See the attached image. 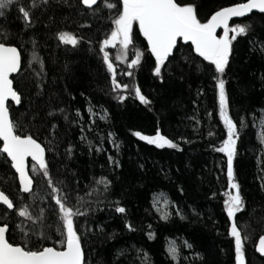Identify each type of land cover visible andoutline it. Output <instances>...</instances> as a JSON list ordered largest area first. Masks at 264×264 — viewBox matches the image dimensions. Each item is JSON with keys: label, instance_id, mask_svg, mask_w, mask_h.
Returning a JSON list of instances; mask_svg holds the SVG:
<instances>
[{"label": "trees", "instance_id": "obj_1", "mask_svg": "<svg viewBox=\"0 0 264 264\" xmlns=\"http://www.w3.org/2000/svg\"><path fill=\"white\" fill-rule=\"evenodd\" d=\"M181 1L194 3L197 19L205 21L218 8L243 0ZM17 6L18 18L0 15V41L16 47L22 59L12 79L19 106L9 103L8 109L16 136L39 143L46 157L39 166L28 164L34 187L23 195L0 153V192L14 207L9 212L0 206L7 241L32 253L63 249L61 216L72 207L82 213L74 217V229L84 264H237L233 224L243 264H264L256 253L264 236V149L258 138L264 13L231 23L229 37L238 25L245 34L232 42L223 74L191 46L178 43L156 76L138 22L130 34L136 53L128 63L137 57L139 62L129 69L111 61L109 71L98 39L107 28L99 6L87 11L78 0H19ZM62 33L74 36L76 45H59ZM26 45L36 54L24 63ZM218 79L225 81L227 115L237 127L233 176L244 207L232 219L226 202L237 190L228 180L226 154L217 151L227 139ZM137 88L148 104L135 96ZM137 132L159 133L177 147L149 145ZM158 194L172 205L167 220L153 208ZM24 209L28 215L22 217ZM169 241L177 244L176 261L169 256Z\"/></svg>", "mask_w": 264, "mask_h": 264}, {"label": "snow or ice", "instance_id": "obj_2", "mask_svg": "<svg viewBox=\"0 0 264 264\" xmlns=\"http://www.w3.org/2000/svg\"><path fill=\"white\" fill-rule=\"evenodd\" d=\"M17 0H0V9H4L6 5H12ZM85 5H93L96 0H83ZM138 5H143L138 8ZM253 10H258L260 13H264V0H247L245 3L237 4L234 7H227L222 11H217L211 19L206 23H201L192 7H182L176 0H133V20L138 22L139 30L146 38L148 45L150 46L151 54L155 58V72L156 76H160L161 67L164 62L173 52L174 47L177 45L178 38H182L185 42H191L195 47V52L199 54L205 61L211 62L215 66V72L223 74L225 68L229 62L231 53V45L238 36L245 34V28L239 25L232 28L231 31L235 33L229 37V21L234 17H244L250 14ZM20 11V8H19ZM3 15V12H0ZM23 18L27 20L29 12H22ZM119 26V21H115ZM223 28V35L217 37V29ZM129 33V38H130ZM112 35V33H111ZM59 40L65 45L75 46L77 40L74 36L68 33H62L59 36ZM109 39L103 41L104 47L100 48V51L104 53V61H108V53L105 51V47L111 45L113 48L116 44L107 43ZM3 43H0V53H2ZM125 46L123 49H127ZM12 55L7 57V62L10 66L9 74L17 72L18 67V55L15 49L10 50ZM35 59V57H34ZM139 62V57L132 61V66H135ZM109 71L113 70V64L107 63ZM128 75H131L129 72ZM0 86H2V80H0ZM120 85H116L114 91L120 88ZM126 89L128 85H123ZM216 87L219 91V109L220 116L223 119L224 125L227 128V139L224 140L223 146L217 149L218 152L226 154L227 157V176L231 182V187L236 189V194L229 196L226 202L227 215L228 217H234L236 213L240 212L244 207V202L239 192V185L234 182L233 176V161L234 156L237 153V127L227 115V103L225 93V81L218 79ZM135 96L138 98L140 103L148 104L149 101L141 94L139 88L135 90ZM11 98V97H9ZM12 99V98H11ZM121 101L124 97H120ZM142 141H147L149 145H155L158 148H176L177 145L172 143L170 140L165 139L164 136L157 133L154 137L140 135L136 133ZM36 171L35 168L32 169ZM47 174V173H46ZM24 192L31 191V188L23 189ZM118 213H124V207H117L115 209ZM78 210L74 211L72 207H67L66 211L62 214V228L66 229V250L57 251L54 248L53 252L57 254V259L54 264H82V251L80 238L74 229V217L81 215ZM20 216H27V209L19 212ZM0 230H3V239L6 248L0 247V260L7 257L8 264H29L30 259L35 255L46 252V249L38 251L33 254L31 251H26L22 247L13 246L6 240L7 225L0 226ZM231 236L235 238V252L237 259L239 260L242 254V242L240 233L237 230L235 224L231 227ZM63 243V242H62ZM259 251L264 254V238L260 240ZM175 248L172 249L173 254Z\"/></svg>", "mask_w": 264, "mask_h": 264}, {"label": "water", "instance_id": "obj_3", "mask_svg": "<svg viewBox=\"0 0 264 264\" xmlns=\"http://www.w3.org/2000/svg\"><path fill=\"white\" fill-rule=\"evenodd\" d=\"M80 1H81L82 6L85 9H91V8L96 7L100 1H109V0H96V3L91 6L85 5L83 3V0H80ZM116 1H118L123 7L133 9V0H116ZM245 2H242V3H245ZM236 5L237 4L230 5L227 7H234ZM142 6L143 5H138V8ZM227 7H224L220 9L219 11H222ZM253 14H263V13H260L258 10H253L250 14H247L244 17L231 18L229 21V26L231 25L232 22L244 20ZM222 31H223V28L217 29L216 34L218 38H219V34ZM142 37L147 46L150 56L152 57L153 60H155L154 56L151 54L150 46L148 45L147 40L143 36V34H142ZM178 43H181L182 45L191 46L193 53L197 57L202 58L199 56L198 53L195 52V47L194 45L191 44L190 41L185 42L182 40V38H178L177 44ZM176 47L177 45L174 47L173 52L168 57V59L173 56ZM2 48H3V51L2 53H0V80H2V86H0V143L2 144V147H1L0 153L3 156H5L7 160L10 162L11 169L16 175L21 194L28 195L32 192L33 187H34L33 180L31 179L29 175L28 164L31 163L35 166L41 165L45 160L46 152L39 143L29 138L17 137L14 132V127H13V123L10 117L8 104L11 103L14 105V107L19 106L20 98L14 91L12 79L16 77L20 72L21 55H20V52L14 47L2 45ZM11 49H15L18 55L19 70L17 72L9 74L10 66L7 62V57L12 55L10 51ZM9 97H11L12 99ZM28 188H31V191L29 192L23 191V189H28ZM0 206L4 207L9 212H13L14 210V207L11 201L2 192H0ZM8 231L9 230L7 227L6 240H7ZM3 235H4L3 230H0V247L6 248L7 245L4 242ZM262 238H264V236L261 237L256 244V253L258 256L264 259V254H262L259 251L261 247L260 240ZM45 249H46V252L41 253L39 255H35L32 259H30L29 264H54L55 260L57 259V254L52 251L53 248H45ZM64 250H66V241H65L63 249L57 250V251H64ZM81 251H82V264H84V253H83L82 248H81ZM0 264H8L7 257H4L2 260H0Z\"/></svg>", "mask_w": 264, "mask_h": 264}, {"label": "rangeland", "instance_id": "obj_4", "mask_svg": "<svg viewBox=\"0 0 264 264\" xmlns=\"http://www.w3.org/2000/svg\"><path fill=\"white\" fill-rule=\"evenodd\" d=\"M18 1L19 0H17V2ZM17 2L12 5H6L4 9H0V12L7 13L8 17L12 19L18 18L19 7L17 6ZM100 10H102L105 15V16L103 15V17H104L105 22L108 25V28H105L102 34L99 33L98 39L101 40V43H103L105 39H109L107 43L116 44L115 48H113L111 45L105 47V51L108 53V57H109L107 63L109 62L111 63V61H115L118 63H127L125 64V66L129 67L130 69L132 67V63H128V61L131 60V58H134L135 53H136L132 49L131 39L129 38V33H131L133 25L136 24V22L132 24L133 10L129 8L127 9L126 7L122 8L121 4L116 0H109V1L102 2L100 4ZM115 21H119V26H117ZM199 21L201 23L208 22L206 20L205 21L199 20ZM19 25L20 27H22L21 21ZM125 46H127L128 48L123 49ZM102 47H104V44L102 45ZM23 54H24V59H25L24 63H27L28 61H30V59L33 61L34 55L36 53L33 47H31V45L30 46L26 45L25 49L23 50ZM134 94H135V91H134ZM91 115L95 117L94 113H91ZM258 138H259V142L261 143L264 149V111L260 113V118H259V123H258ZM143 142L147 143V141H143ZM152 146H155V145H152ZM230 194L235 195L233 192H230ZM171 207L172 205L170 204L169 200L163 194H160V195L158 194L153 197V208L162 220H167L171 216L170 214ZM230 218L232 219V217ZM65 241H66V229H65ZM176 245H177L176 242L169 241L168 247H167L169 256L174 261L178 259V252H177ZM173 248H175L176 250L174 254L172 252ZM237 264H243L242 254H241L240 259L239 260L237 259Z\"/></svg>", "mask_w": 264, "mask_h": 264}, {"label": "flooded vegetation", "instance_id": "obj_5", "mask_svg": "<svg viewBox=\"0 0 264 264\" xmlns=\"http://www.w3.org/2000/svg\"><path fill=\"white\" fill-rule=\"evenodd\" d=\"M245 1H247V0H243V1H241L240 3H242V2H245ZM78 2H79V4H80V6L83 8V9H85L83 6H82V4H81V1L80 0H78ZM102 2H105V1H100L98 4H97V6L96 7H100V4L102 3ZM176 2L180 5V6H184V5H188V6H190V7H192V8H194V9H196L195 8V4L194 3H190V2H182L181 0H176ZM96 7H94V8H91V9H85V10H87V11H90V10H93V9H95ZM220 10V9H219ZM219 10H216V11H214V12H212V13H210L208 16H207V18H206V21H209L210 19H211V17L217 12V11H219ZM196 16H197V18H198V14H197V12H196ZM107 28H108V25H107ZM60 36V35H59ZM107 36H108V34H107ZM57 42H58V44L59 45H61V41L60 40H58V36H57ZM0 43H2L1 41H0ZM4 46H8V45H5V44H3ZM10 47H14V46H10ZM14 48H16V47H14ZM17 49V48H16ZM18 50V49H17ZM19 51V50H18ZM20 52V51H19ZM21 55V54H20ZM21 61H22V59H21ZM61 250V249H60Z\"/></svg>", "mask_w": 264, "mask_h": 264}]
</instances>
